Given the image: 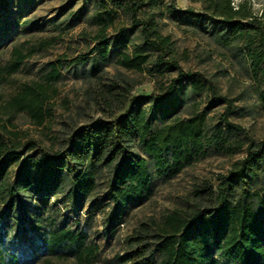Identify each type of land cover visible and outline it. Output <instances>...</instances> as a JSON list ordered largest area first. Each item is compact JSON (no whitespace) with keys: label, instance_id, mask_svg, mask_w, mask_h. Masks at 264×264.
Segmentation results:
<instances>
[{"label":"rangeland","instance_id":"obj_1","mask_svg":"<svg viewBox=\"0 0 264 264\" xmlns=\"http://www.w3.org/2000/svg\"><path fill=\"white\" fill-rule=\"evenodd\" d=\"M127 1L132 2L124 0ZM152 1L143 0L137 16L145 18L153 14L158 31L170 38L173 58L181 70L212 83L218 94L232 102L229 122L244 128L253 140L264 141V104L259 99L264 83L251 75L242 43L223 46L217 41L222 27L206 17L199 21L183 14L186 8L200 12L198 3L158 0V6H151ZM234 2L237 4L239 0ZM249 5L250 11L264 23V0H249ZM171 6L174 8L170 9ZM109 16L114 23L104 33L110 50L108 60L102 71L92 75L90 58L98 55L101 42L97 36L102 24L97 18L105 20ZM120 27L129 33L127 47L113 43ZM142 46L139 28L132 25L129 15L114 0H0V119L8 129L20 132L23 144L36 145L32 150L27 145L24 156L37 157L39 150L62 149L73 130L121 115L131 98L133 111L139 108L148 111L153 129L176 119L187 120L196 113L204 115L211 134L226 104L213 101L205 93H193L188 79L175 83L168 94L178 70L157 65L154 52H148V61L141 72L119 65L123 53L130 54ZM15 47L32 54L15 73H2ZM163 59H170V55ZM59 61L60 77L52 84L45 103V112L50 115L41 125L35 124L25 112H6L12 96L25 85L41 82L51 65ZM124 98L126 102L122 104ZM224 137L229 146L244 140L241 133L229 130ZM131 151L145 158L150 167L149 190L141 198L113 205L106 196L105 171L100 174L95 191L81 205L73 206L63 201L62 196L47 195L41 200L23 192L13 209L17 220L0 218V246L21 256L25 264H45L46 255H40L39 247L43 230L63 225L73 232H84L86 241L98 246L90 264H115L116 256L128 250L131 238L143 228H149L148 240L153 245L155 224L165 215L173 210L207 207L206 199L197 190L207 185L217 188L219 176L227 175L245 157L243 150L227 155L212 145L206 148L203 158L169 178L157 175L153 159L136 143ZM163 158L170 160L171 153L163 154ZM12 172L9 168V174ZM6 211L1 204L0 217ZM33 218H40V224H34ZM61 256L47 255L51 264L74 262L73 256Z\"/></svg>","mask_w":264,"mask_h":264},{"label":"trees","instance_id":"obj_2","mask_svg":"<svg viewBox=\"0 0 264 264\" xmlns=\"http://www.w3.org/2000/svg\"><path fill=\"white\" fill-rule=\"evenodd\" d=\"M114 1L129 15L132 25L139 28L143 43L142 48H135L130 54L123 53L119 65L141 72L148 61V52H154L157 65L178 70L168 94L175 83L188 79L193 93H205L213 101L225 103V112L211 134L206 129L204 115L196 113L187 120L176 119L153 129L148 111L144 108L133 111L131 98L121 115L77 128L62 149L39 150L37 157L24 156L29 143L23 144L20 132L8 129L0 119V205L7 210L0 218L17 220L13 209L19 195L26 191L41 200L47 195L62 196L63 201L73 206L81 205L95 191L103 171L108 177L106 196L113 205L141 198L149 190L150 167L145 158L131 151L135 143L153 159L157 175L169 178L203 158L209 146L220 148L227 155L243 150L245 157L235 163L227 175L219 176L217 188L207 185L197 190L206 199L207 207L173 210L165 215L155 224L153 245L148 240L149 228L144 226L131 238L128 250L116 256L115 264H264V141L253 140L244 128L229 122L232 102L218 94L212 83L181 70L173 58L170 38L158 31L153 14L145 18L137 16L143 0ZM189 1L200 4L201 11L186 8L183 14L199 21L206 17L222 27V31H217V41L223 46L242 43L251 75L264 83V23L250 11L249 0H239L237 4L234 0ZM150 5L158 6V0ZM97 20L102 24L97 36L101 42L98 55L90 58L92 75L102 71L108 60L110 50L104 33L114 23L111 16ZM129 42L126 29H116L113 43L127 47ZM31 54V51L13 48L1 72L15 73ZM165 55H170V59L164 60ZM61 67L60 61L52 64L41 82L23 86L7 102L6 112H25L35 124L41 125L50 115L49 111L45 112V103L49 100L52 84L60 77ZM259 99L264 104V89ZM125 102L124 98L121 103ZM226 130L241 133L244 140L229 146L224 137ZM35 147V144L29 145L27 149ZM168 153L171 158L165 160L163 154ZM32 220L34 224L41 221L40 218ZM39 247L40 255H46L45 264H51L47 255L73 256L72 264H90L98 251L96 244L86 241L84 232H73L63 225L45 228ZM5 263L25 264L21 256L0 246V264Z\"/></svg>","mask_w":264,"mask_h":264}]
</instances>
